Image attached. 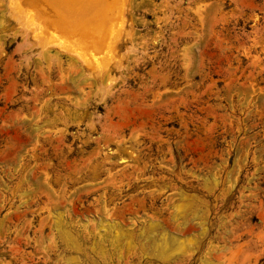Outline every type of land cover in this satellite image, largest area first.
<instances>
[{"label": "rangeland", "instance_id": "374dc122", "mask_svg": "<svg viewBox=\"0 0 264 264\" xmlns=\"http://www.w3.org/2000/svg\"><path fill=\"white\" fill-rule=\"evenodd\" d=\"M2 1L4 0H0V44L3 50L0 54V153L6 151L7 142H15L14 132H5L4 117L8 112L21 116L18 120L22 123L21 131L22 128L28 131H23L28 135V142L20 144L15 158L7 163L0 162L1 181L15 183L17 173L14 166L16 167L19 155L21 158H29L25 149L29 152V144L33 142L30 139L36 134L42 139L53 136L52 130L63 128V120H68L66 116L78 118V124L75 122L66 126L64 141L71 145V153H67L64 144L62 153L58 156L48 154L51 161L60 164L67 154L68 159L83 158L88 151L93 150L91 148L95 147L94 144L78 146L80 142L77 134L87 131L86 124H96L103 117L106 108L110 110L112 119L122 124L119 134H123V140L118 144L116 141H109L112 150L117 147V153L114 151L110 161L104 160L101 153L93 150L87 158L88 162L93 165L103 161L106 163L104 166H97L94 177L83 171L77 173L71 183L66 184V190L84 185L92 188L82 196L83 202L81 206L78 205V209H67L61 205L39 209L42 204L23 209L21 204L15 203L24 216L16 221L3 220L1 223L0 264H17L13 261L14 258L27 256V253L33 262L39 258V264H42V258L45 259V264H264V67L259 64L263 62L264 66V0H255L261 10L255 8L257 6L247 7L248 4L243 0H169L171 10L169 7L167 9L174 15L168 14L166 9L165 14L159 15L164 14L168 19H164V16L159 19V16L157 22L153 16L160 0H126L125 19L129 35L122 38L120 53L125 51L122 55L126 56L125 60L129 53H135L138 58L143 54L144 60L141 57L135 63L129 62V68L137 72L136 77L132 78L130 69L126 71L123 67L118 72L122 73L121 77L109 81V87L115 90L120 85V79L125 80V94L118 100L108 98L103 83L95 85L99 87L91 100L99 101L98 98L102 96L98 107L89 105L87 114L79 116V108L83 107L81 102L86 100L88 94H92L87 93L90 91L89 87L80 80L81 75H77V65L68 64L69 56L66 52H61L58 64L60 70L53 67L49 72L51 82L59 87L56 94L51 95L57 100L56 111L53 112L57 118L53 113L41 110L39 104L33 109L34 106L24 103V96L29 97L37 89L46 87L45 83H39L38 80L27 83L25 88L17 92L16 103L8 104L5 101L4 92L8 81L2 74V64L14 59L12 61L21 65L22 71L25 63L21 52L25 44L22 45L20 41L19 25L3 12ZM195 7L198 9L193 14ZM175 32H180V35L174 37ZM159 33L162 35L159 36ZM169 34H172L174 40L167 45ZM155 35L156 38H153ZM168 46L173 47L170 48L173 51ZM201 46L204 50L199 51ZM143 48L147 52L146 56L145 52L139 53ZM183 49L185 51L181 53ZM152 51L155 53L153 57ZM204 52L205 55H201ZM31 55L28 54V69L34 61L33 52ZM252 56L254 59L261 58L259 62L255 59L259 66ZM124 57L121 58L123 64L127 63ZM179 61L184 63L179 64ZM183 64H187V67ZM150 67L151 73L156 75L155 78L150 76L157 81L156 90L155 87L147 86L141 90L139 83L146 80L145 73L148 68L150 71ZM183 68H186L185 72ZM190 68L195 70L191 72ZM235 68L237 72H233L236 71ZM259 68L260 72L257 70ZM32 69L33 67L30 70ZM227 72L230 73L229 80L225 77ZM163 73L166 75H162ZM209 73L212 78H218L210 86L213 90L208 87L210 81L206 75ZM233 73L244 74H239L240 77L237 78ZM230 77L238 80L232 81L233 78ZM76 80L80 81V87L83 86L81 96ZM205 82H209V85ZM147 89L157 92L151 95ZM161 89L165 91L161 92ZM170 93L173 99L168 96ZM181 93L184 94V98L181 97L184 101L179 97ZM173 94L178 96L174 99ZM61 111L65 112L61 114ZM40 113L44 115L40 116ZM45 116L52 117L56 121L53 122L54 125H48L51 119L44 118ZM37 124L42 126L41 129L33 131ZM51 127L52 130L47 132ZM123 165H127L125 169L128 173L125 176L121 169ZM132 165L141 169L130 171L129 166ZM5 166L8 176H4L6 168L2 167ZM52 174H48L50 178L54 177ZM42 175L44 174L40 177L45 176ZM70 176L66 175L68 178ZM40 177L37 175L35 178L40 180ZM43 181L44 179L36 185L31 184L32 188L30 185L25 187L33 191L37 188V192L38 187H43ZM5 186L0 184V197L5 194ZM59 199L65 200L64 197ZM6 211L5 208L0 209V220ZM39 216H43L46 224L41 231L33 232L37 228ZM56 227L59 229L56 230ZM15 233L18 236L23 233L28 243H18ZM53 246L54 251L51 250ZM15 247L19 250H12ZM42 249H45V255L42 254Z\"/></svg>", "mask_w": 264, "mask_h": 264}, {"label": "bare ground", "instance_id": "6f19581e", "mask_svg": "<svg viewBox=\"0 0 264 264\" xmlns=\"http://www.w3.org/2000/svg\"><path fill=\"white\" fill-rule=\"evenodd\" d=\"M188 1H190V0H188ZM238 1L240 2V0H238ZM243 1L248 4V5H246L247 7H249V5H250V7L257 6L255 0H243ZM168 2H169V0H160L159 1L158 6H157V10L154 12V16H153V18L156 19V22L158 20L157 17L161 16L159 14L164 13V11L168 7L170 8L171 5H168V4H170ZM173 3H176V2H173ZM3 4H4L2 7L3 12H5L9 18L12 17L14 19V21L16 22V24L19 25V27H20V31H19L20 32V34H19L20 35V41H21L22 45L25 44L23 46V51L21 52L23 54V57H22V59H24L23 62L25 63L24 64L25 68H23L22 71H21V65L16 64L15 62L12 61L14 59L6 60L2 64V69H3L2 74L5 75V79H6V81H8L6 84L7 86H5L6 88H5V92H4V98H5L6 103H8V104L16 103L17 99H18V97H16L17 92L20 89L25 88V85L27 83L38 80L39 83H45L46 87L45 88H44V86L41 87L40 89H42V90L37 89L35 91V94H32L29 97L24 96V98H23L24 103L26 105L31 106V107L34 106L33 109L36 108L35 107L36 104H39V107L41 108V110L43 109L46 112L53 113L55 108L57 107V100H56V98L54 99V96H51V95L56 94V91L59 89V87L57 86L56 83L53 84L51 82L49 72L53 67H57V70H60V67H58V64H60L59 54L61 52H66L67 56H69L67 59L68 64L74 63L75 65H77V71H76L78 73L77 75L78 76L81 75L80 80L82 82H84L86 86L89 87L90 91H88L87 93L92 94V96H90L88 94L87 98H85L86 100L81 102L80 105H82L83 107L79 108V110H80L79 116H81L83 114H87V110L89 108V105H93V108L98 107V105H99L98 102L100 101L102 96H100L98 98L99 101L98 100L96 101L94 99L91 100V98H93V96L96 94V89L99 87V86L95 87V85H97L98 83H103L106 86V89H107L106 95L108 96V98L114 97L115 100H118V99H120V97H122L125 94V91H126V88L124 86L125 80H124V78L120 79V85L118 87H116L115 90H112L109 87V81H113L115 79V77H119L122 73H118V72L121 71L123 69V67L125 68L126 71H128L130 69L129 72H130V75H132V78L136 77L137 72H135L133 69L129 68L130 67L129 62L135 63L137 60L141 59L143 54L141 57L139 56V58H138V56L134 55L135 54L134 52H133L134 54H131V55L129 53V56H127V58H126L127 60H125L126 56L125 57L122 56V55H124L125 51L123 54H122V51L120 53L121 46H122V38L123 37L125 38L129 35V29L127 28V21L125 19L126 18V7H125L126 6V0H34V1H32V0H4ZM176 4L179 5L178 3H176ZM200 4L201 3L198 2L199 6H200ZM240 4H242V3H240ZM243 4L245 5V3H243ZM177 5H176V7H177ZM255 8H259L261 10V8L258 6ZM194 9H193V11H194L193 14L196 13L198 7L197 8L195 7ZM262 9H263V7H262ZM170 10H171V8H170ZM174 10L178 11L176 8ZM168 11L169 10L167 9V13L169 14L170 11L169 12ZM164 14L161 17H159V19L162 18L164 16ZM263 14H264V12H263ZM164 17L163 18L166 19L167 16L165 15ZM249 17H251V16H249ZM167 19H168V17H167ZM170 19H172V18H170ZM166 20L162 19V21H166ZM170 21H173V20H170ZM3 22H4V19H3ZM161 23H164V22H161ZM263 26H264V22H263L262 28H263ZM255 28H256V26H255ZM157 30H159V28H157ZM260 30H262V29H260ZM180 31H182V30H180ZM251 31H253V30L251 29ZM160 33H159V36L162 35ZM177 33L176 32L173 33V36L175 37L176 35H180V32L178 34ZM182 33L185 34V31H183ZM187 33H188V31H187ZM169 35H168L169 36V38H168L169 43L167 42V45H169L170 42H172L174 40V37L172 36V34H169ZM233 37H236V35ZM153 38H156V35ZM154 42L155 41H153V43ZM201 42L204 43L203 41H201ZM254 42H255V40H254ZM205 43H207V42H205ZM205 45H207V44H205ZM168 47H169V49L171 48L170 46H168ZM201 48H202V46L199 48V51ZM171 49H173V47ZM201 50H204V49H201ZM263 50H262V52H263ZM171 51H173V50H171ZM184 51L185 50L183 49V51H181V53H183ZM187 51L188 50H186V52ZM31 52H33V56H34V59H33L34 61L32 62L34 64V66H33V64L31 66V68L33 67L32 70H30L31 68L28 69V64H29L28 61H30L28 54L31 55ZM143 52H145V49L139 53H143ZM2 53H3V50H2V47L0 44V54H2ZM146 53L147 52L144 53V56H146L145 55ZM200 53H198V55ZM148 54H151V53H148ZM154 54L155 53L152 51L151 57H153ZM138 55H140V54H138ZM201 55H205V52H204V54L202 53ZM123 57H124V60L127 61V63H125V64H123V62L121 60V58H123ZM254 57H256V56H254ZM168 58H169V56H168ZM252 58H253V56H252ZM6 59H8V58L6 57ZM142 59H143V57H142ZM148 59H150V58L148 57ZM198 59H199V56H198ZM255 59H257L259 62V59H261V58H255ZM255 59L253 58V60H255ZM257 60H255L256 64H258ZM2 61H3V59L1 60V62ZM199 61H200V59H199ZM202 61H203V59H202ZM180 62L181 61H179V64L184 63L183 61H182V63H180ZM186 62L188 63V61H186ZM229 62H231V61L229 60ZM238 62H240V60ZM165 63H167V62H165ZM239 64H241V63H239ZM259 64H260V66L264 67L262 65L263 62H262V64L261 63H259ZM259 64H258V66H259ZM229 65H232V63H229ZM236 65H238V64H236ZM236 65H233V66L235 67ZM152 66L153 65L151 64V67ZM184 66L187 67V64H185ZM151 67H150V71H149V68H148V70H146L147 71L145 73L146 74V80L144 82L139 83L141 90L145 89L144 86L145 87L147 86L149 88L155 87V84L157 81L154 79L155 78L154 76H156V75L152 74L153 72L151 73V71H152ZM262 67H260V68L263 69ZM193 68H190L192 70V71L190 70L191 72H193L195 70ZM226 68H227V71L230 72L229 71L230 69L228 67H226ZM236 68H237V66H236ZM260 68L257 70L258 71L261 70ZM185 69L183 68V71ZM215 69H213V70H215ZM217 70H219V67L217 68ZM126 71H124V72H126ZM241 71H242V69H241ZM216 72L217 71H215V73ZM228 72H227V74H228ZM233 72H237V69H236V71L234 70ZM117 73H118V75H117ZM187 73H189V71ZM160 74H161V72H160ZM167 74H169V73H167ZM229 74L225 77L228 78ZM239 74L236 75V73H233L232 75H236L238 78V77H240L241 74H244V73H241L240 75ZM151 75L154 78L150 77ZM162 75H164V73ZM165 75H166V73H165ZM220 75H221V72H220ZM232 75H230V76H232ZM201 76H200L201 78L204 77L203 74H201ZM163 77H159V78H163ZM206 77L210 81V83L205 82L207 84L208 83L210 84V85L208 84L209 85L208 87L213 86L215 84L214 80L218 79V78H212L210 73L208 75H206ZM235 77L234 78L230 77V78H233V80L231 79L232 81H234V79H235V81L238 80ZM17 80H20V82H18ZM77 80H76V83H78V85H79L80 81H77ZM228 80H229V78H228ZM230 81H228V82H230ZM159 82H160V79L158 80V83ZM161 82H163V81H161ZM74 84H75V82H74ZM76 86H77V84H76ZM204 86H207V85L204 84ZM82 87H80V85L78 86V88L80 89V94H79L80 96L82 95V91H81V90H83ZM208 87H205V88H208ZM75 88H77V87H75ZM161 88L164 89L165 87L164 88L161 87ZM162 89H161V92H164L165 90H162ZM169 89L171 90V88H169ZM169 89H166V90H169ZM38 90H40V92ZM141 90H139V91H141ZM148 90H150L149 93H151V95H154L155 92H157V91H154L153 89H147V91ZM155 90H156V87H155ZM157 90H158V88H157ZM177 91L178 90L176 89V92ZM158 92H159V90H158ZM178 93H180V91ZM209 93L212 94V92H209ZM139 94H144V93H139ZM166 94L167 93H165V95ZM211 94H208V95H211ZM48 95H50V96H48ZM170 95H171V93L168 94V96H170ZM178 95H176V96H178ZM182 95H184V94L181 93V95L179 96L180 99H181ZM176 96L174 95V99ZM193 97H194V95H193ZM103 98H105V97L103 96ZM171 98L173 99V96ZM182 98H184V97H182ZM176 100L178 101V97ZM181 100L184 101L183 99H181ZM173 101H175V100H173ZM114 107L115 106H113V108ZM73 108H72V111H73ZM113 108H111V111ZM68 110L66 112H68ZM45 111H42V113L46 114ZM64 112L61 111V114ZM53 114H52V117H53ZM61 114H59V115H61ZM68 114H66V115H68ZM110 114H111L110 110L108 108H106V112L104 113L103 117L101 119H98L96 121L97 122L96 124L93 122H91L90 124H86V122H85L86 119H85L84 124H86V127L88 126L87 131L81 132L80 134H77L78 135L77 137L79 139L78 141L80 142V145H78V146L82 147V146H89L91 144H94L95 147L93 146L91 149L94 148L93 150H95L96 152L98 151L99 153L102 154V157L104 160H109V161H110V157H111V155H113L114 151L117 153V151H116L117 147L114 150H112V148L109 147V141H116L115 143L118 144L120 141L122 142V140H123V138H122L123 134H121V135L119 134L122 130V124L117 122V121H114L112 119V117L110 116ZM43 115L40 113V116H43ZM54 116H55V114H54ZM61 116L63 117V116H65V114L61 115ZM69 116H71V118H68V116H66L68 120H66L65 117H64L65 118L64 120L62 119L63 120V123H62L63 128H61L58 131H57V129H53L54 131L56 130L57 132H54L52 130V127H51V129L49 128L47 130V132L49 130L50 131L52 130V132L54 133L53 136H48V137L42 139V137L37 135L36 134L37 132H36L35 133L36 136L34 138L30 139L33 142L31 144H29L31 146L29 149V152H27V150L25 149L29 158H26V159L21 158L19 155V157H18L19 159L17 158L18 162L16 164V167L14 166V170H16V173H17V181H15V183H10L9 181L8 182L1 181L2 178H0V184L3 183L4 185H6L5 186L6 189L4 191L5 194L2 197H0V209L5 208L7 210L5 215H3V219L0 220V225L3 222V220H5L6 222H11V221L19 220L20 218H22L24 216L23 212L18 211L19 208L16 206V204H15L16 202L21 204L23 209H30L31 206L34 204H37V205L42 204L43 206L40 207L39 209H42L46 206L53 207V206H57V205L65 206L67 209H78V205L79 206L82 205V202H83V200L81 199L82 196H85L87 194V192H89L92 188H90L88 185H84V186H79L77 188H74L73 190H66V188H65L66 184L71 183V181L75 179V176L77 175V173H80L83 171L89 173L92 177H94L96 175L97 166H104L106 163L103 160H101L103 162H99V163H96L94 165L89 163L87 158L89 156H91L90 154H92L93 150L88 151L87 154L83 158H81V157H79L77 159H75V158L68 159L67 158L68 154L71 153V145H69L67 143L65 144V141H64L65 136H66V126L69 123H75V122L77 123V119H78V118L76 119L73 115H69ZM18 117H20L19 118V120H20L21 116L15 115L11 112H8L6 114V116L4 117V124L6 126L5 132L6 133L14 132L15 142H13V144H9V142H7L5 144V150L6 151L3 154L0 153V162L7 163V161L15 158L16 157L15 156L16 151H18L19 148L21 147L20 144H22L23 142L28 140V135L24 133V132H28V131H26L27 129H25V131H24L23 128L21 131L22 123L21 124L19 123ZM46 117L47 116H45L44 118H46ZM52 117L51 118L49 117L51 119L52 123H51V121H49L50 123L48 122L47 123L48 125H50V124L54 125L53 122H56V121L52 120ZM79 119H80V117H79ZM90 119H91V117H90ZM62 120H61V122H62ZM87 120H89V119H87ZM25 123H26V121H25ZM41 127L42 126L39 127L37 124L36 127L33 129V131L37 130L38 128L41 129ZM47 128H48V126L46 127V129ZM43 132H45V131H43ZM90 133H92V134L95 133L97 135L91 136ZM64 144L66 146V151L68 154L63 156L64 158L61 160L60 164L55 162V161H51L47 157L48 154L52 153L54 156H58L59 154L62 153V149L64 148ZM122 147L123 146H121V148ZM121 148H119V150ZM122 150H123V148H122ZM22 152H23V150H22ZM22 152H20V153L23 154ZM93 154H94L93 156H95V153H93ZM106 162H108V161H106ZM0 164H2V163H0ZM12 166H13V164L11 165V167ZM57 166H60L61 168H58ZM126 166L127 165H123L121 167L122 174L124 176L127 175V173H128L127 169H125ZM136 167H137V165H135V167H134V165L129 166V170L130 171H137V170L141 169L140 167H139V169ZM3 168H6L5 169L6 172H4L5 170L3 171L5 173L4 176H8L6 174L7 170H8L7 167L5 166V167H2V169ZM49 173H53L54 177L50 178L48 175ZM41 174H44L45 176L48 175V176H46V178H44L45 177L44 175H42L44 177H40ZM37 175H39L41 181L44 179V181H43L44 185H43V187L40 186L41 184L38 185V186H40V187L37 186L39 191L35 192L37 188L35 189V191H33L31 189L32 188L31 184L36 185V183L37 184L41 183L40 180H37L35 178V177H37ZM66 175H71V176H70V178H68V177H66ZM72 177H73V179H72ZM25 185H30L31 188H26ZM34 188H35V186H34ZM44 196H46V197H44ZM43 197L45 198V200H43L44 199ZM61 197H64L65 200L61 201L59 199ZM25 198H27V199H25ZM85 209H88V208H85ZM123 209H129V207H123ZM45 224L46 223L43 219V216H39L37 228H34L33 232L36 230L41 231L42 227ZM56 226H57V224H56ZM24 227L26 229L27 226L25 225ZM57 229H59V228L56 227V230ZM14 235H16L15 240H17L18 243H20V242L28 243L26 241L25 237L23 236V233H22V235L20 234L19 236L17 235V233H15ZM35 244L38 245L37 242ZM14 249L16 251L19 250V248L16 249V247L12 248V250H14ZM44 250H43L42 254L45 255ZM51 250L54 251L55 247L53 246V248H51ZM39 253L41 254L40 251H39ZM40 256H42V255H40ZM42 259L40 262H42V264H45V259H43V260ZM13 261L17 264H39V258H37L36 262H33L32 258L30 259V254H28V253H27V256L14 258Z\"/></svg>", "mask_w": 264, "mask_h": 264}]
</instances>
